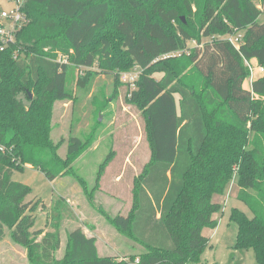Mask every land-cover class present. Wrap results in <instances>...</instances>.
<instances>
[{"label": "trees", "instance_id": "1", "mask_svg": "<svg viewBox=\"0 0 264 264\" xmlns=\"http://www.w3.org/2000/svg\"><path fill=\"white\" fill-rule=\"evenodd\" d=\"M263 1L24 0L28 20L0 51V240L10 234L26 247L29 264H200L210 245L203 230L217 227L222 209L214 197L237 175V198L252 216L232 208L235 247L253 249L264 264V72L244 86L247 60L264 67ZM237 33L240 48L229 39ZM72 67L87 68L81 86L100 71L142 70L129 101L143 109L152 153L134 178L130 211L109 218L144 247L129 258L101 256L96 236L81 227L70 231L64 258H55L59 224L39 239L43 230L33 227L42 200H28L32 187L13 179L26 165L51 180L73 173L90 145L72 136L61 158L50 137L54 102L72 96Z\"/></svg>", "mask_w": 264, "mask_h": 264}, {"label": "rangeland", "instance_id": "2", "mask_svg": "<svg viewBox=\"0 0 264 264\" xmlns=\"http://www.w3.org/2000/svg\"><path fill=\"white\" fill-rule=\"evenodd\" d=\"M15 6L16 0H0V11H11ZM260 7L264 8V1ZM181 18L188 22L186 15H181ZM259 21H264V13ZM2 23L10 25L7 19H3ZM189 45L196 46V41H190ZM57 58L66 59L69 63V55L63 52L58 51ZM253 62L257 68L253 75L251 72L245 79L244 86L247 88L264 72L255 60ZM96 68L100 69L97 66L92 69ZM190 69L185 71L187 82L195 84L197 77ZM141 71L140 67L100 71L86 86H81L77 78L84 75L87 68L72 67L67 80L72 96L54 102L50 137L56 147L54 150L61 158H66L72 136H78L84 142L90 139V145L73 163V173L58 176L55 180L30 165L23 170H14V180L32 187L27 199L42 200L33 227L43 230L39 239L46 232L54 231V223L59 224L62 243L55 251V258H64L69 233L77 227H81L88 236H96L101 256L124 259L144 250L142 245L119 232L109 219L130 211L134 178L141 173L152 153L146 136L143 109L129 101V93L134 89V82ZM19 96L25 97L22 92ZM48 148L45 151L53 155ZM107 157L110 159L107 160ZM105 162L107 164L103 169L101 165ZM101 167L103 171L100 173ZM237 181L235 175L225 194L214 197L215 201L222 203V209L214 215L217 227L203 230L210 238V245L200 264H259L253 249L235 247L238 224L230 218L232 208L238 207L252 216L249 207L237 198ZM0 264H29L28 249L7 234L0 240Z\"/></svg>", "mask_w": 264, "mask_h": 264}, {"label": "built area", "instance_id": "3", "mask_svg": "<svg viewBox=\"0 0 264 264\" xmlns=\"http://www.w3.org/2000/svg\"><path fill=\"white\" fill-rule=\"evenodd\" d=\"M24 1L16 0V6L11 11H0V20L2 22L3 19H7L10 22V25L6 26L2 23L0 26V51L6 49L9 44L16 39V31L20 28L21 24H23L27 19L22 10V4ZM243 34L237 33L229 37L232 43L237 47L240 48V43L242 40ZM177 53H171L169 55H175ZM58 60L67 62L68 60L59 58ZM253 61H246V64L249 66L252 75L254 74L255 68L257 66H253ZM260 70L263 72L264 67L260 66Z\"/></svg>", "mask_w": 264, "mask_h": 264}, {"label": "crops", "instance_id": "4", "mask_svg": "<svg viewBox=\"0 0 264 264\" xmlns=\"http://www.w3.org/2000/svg\"><path fill=\"white\" fill-rule=\"evenodd\" d=\"M255 61H256V59H254ZM252 83V82H251ZM237 193H238V191H237ZM93 236V235H92Z\"/></svg>", "mask_w": 264, "mask_h": 264}]
</instances>
